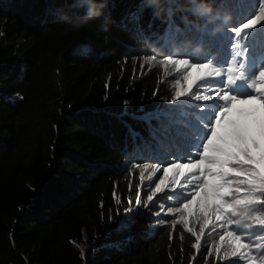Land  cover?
Segmentation results:
<instances>
[{"label":"trees","instance_id":"obj_1","mask_svg":"<svg viewBox=\"0 0 264 264\" xmlns=\"http://www.w3.org/2000/svg\"><path fill=\"white\" fill-rule=\"evenodd\" d=\"M96 2L106 3L102 15L73 29L66 20L86 15L83 0H0V264H230L228 255L220 261L208 254L203 239L197 253L181 223L158 225L156 215L136 211L117 228L134 206L125 162L135 173L151 164L143 159L149 126L132 117L175 98L168 78L186 93L196 86L197 73L184 80L183 66L160 55L185 43L165 30L173 22L183 30L182 17L196 21L188 22L195 29L202 17L186 10L189 0H163L159 18L145 0ZM209 2L216 10L219 0ZM105 17L107 32L99 28ZM251 35L264 36V28ZM200 39L205 49L218 44L211 35ZM231 43L242 46L238 38ZM146 56L156 64L144 68ZM179 57L171 59H185ZM83 232L93 244L85 252L77 245Z\"/></svg>","mask_w":264,"mask_h":264},{"label":"snow or ice","instance_id":"obj_2","mask_svg":"<svg viewBox=\"0 0 264 264\" xmlns=\"http://www.w3.org/2000/svg\"><path fill=\"white\" fill-rule=\"evenodd\" d=\"M245 2L219 0L216 10L231 14L235 20L236 11ZM249 2L255 5L252 15L226 29L233 40L242 41V46L229 45L230 49H237L235 53L228 51L225 55L219 45L206 48L200 54L206 55L210 62L173 60L171 57L180 53H167L170 63L178 68L183 66L184 80H189L193 72L198 74L194 81L199 93L197 99L205 103L181 101L179 98L186 92L178 90L177 99L168 105L132 117L143 120L150 129L152 142L144 141L149 154L143 159L151 162L152 172L163 173V178L155 184V192L170 190L171 193L164 199L173 203L159 207L164 213L160 224L170 222L175 229L181 223L195 237L193 247L197 253L206 228L211 227L213 232L220 229L218 239L224 242L227 238L230 252L225 255L230 257V264H264L259 259L264 257V218H261L264 216V36L253 39L251 35L254 30L264 28V0ZM198 19L202 23L195 29L187 21L183 22V30L173 22L166 28V35L177 45L188 41L207 44L200 37L214 35L215 25L210 27L207 17ZM233 55L236 60L228 67ZM221 68L225 69L223 74ZM176 83L179 85L180 80ZM125 126L134 138L139 136L131 126ZM156 165L165 166L160 169ZM148 168L149 164H143V169ZM140 177L143 180V170ZM146 200L151 202L150 211L158 207L159 197L147 195ZM136 203H140L139 196ZM192 216L203 221L199 235L189 227L187 217ZM241 220H251L253 224L230 228L240 225ZM210 221H213L211 225ZM124 225L125 221L121 220L117 228ZM220 251L216 249L218 254Z\"/></svg>","mask_w":264,"mask_h":264},{"label":"rangeland","instance_id":"obj_3","mask_svg":"<svg viewBox=\"0 0 264 264\" xmlns=\"http://www.w3.org/2000/svg\"><path fill=\"white\" fill-rule=\"evenodd\" d=\"M239 10H242L243 12L239 11ZM214 11L219 16L230 17V19L222 20L223 23H219V21H221L220 19H214L212 22L208 21V24H209L210 27L212 25H215V28H214V33L215 34L211 35V36H214V41H216L219 44V47L222 50H224V54L227 55V52L230 51L229 39L232 36L229 34V32L226 29H228V27L230 25H232V24H237L238 23V21H236L237 19L244 20L247 17H249L250 14L255 11V5H254V3L249 2V0H246V2L243 5V7H241L240 9H238L236 11L235 20H232L233 16L231 14L225 15L224 11H222V10L221 11H217V12H216V10H214ZM237 16H240V18H237ZM191 45H193L192 41L185 42L182 45V48H180V50L178 52V53H180V55H179L180 57L179 58H185V59H191V58L195 59V58H197V60H198V58H202L203 62H210L207 59L206 55H201L200 54L201 52L205 51V48L201 47L198 43L193 45V47L195 49L192 48ZM79 47L85 48L86 45H80ZM137 50L139 52H144L143 49H141V48L137 49ZM127 51H131V49H128ZM168 51H169V49H166V51L160 52V55L162 56L165 53H169ZM202 60H198L197 62H199V61L202 62ZM235 60L236 59H233V57H232L227 66L231 67ZM156 62L154 61V59H151L149 56H146L143 59V66H144V68L145 67H152L153 65L156 64ZM158 65H159V63H158ZM213 66L215 67L216 65L213 64ZM163 67H164V63H162L160 65V68H163ZM163 70L160 71V73L162 75L166 73ZM253 70H255V67L253 68ZM221 72L223 74L225 72V69L221 68ZM168 77H170V76H168ZM221 78H224V77L222 76ZM166 83L168 85L167 88L169 90H175V92L178 91V90H180V91L184 90L182 88L181 84L172 87V83H171V79L170 78L167 79ZM208 91H211V88H209ZM174 95H175V93H174ZM197 95H199V93H196V86H195L193 88V90L188 91L186 93V95L184 97L179 98V100H181V101H192L193 103H205L203 101H199L197 99ZM176 99L177 98L175 96V98H173V100H176ZM169 103H164V102L162 103L161 102L159 107H164V106L168 105ZM208 103H210V101ZM190 106L191 105H189V107ZM214 110L215 109L213 108V111ZM124 166H125V169H128L129 171H131V174H130L131 175V180L129 181V188L131 189L130 195H129L130 196L129 197V201H132V199H133L134 206L132 208H128L125 211V214L121 217L122 220H124L125 222L129 221L131 219L132 213L136 212L137 209H139L138 212H140V213L147 214V215H152V216L156 215L154 217H156L157 219H161L162 218L161 216H163L164 213L159 211V207L166 205L165 203H163L165 201L164 197L167 194H171L170 190H165V191H162L160 193H156L155 192V184L159 182L160 178H163L162 171L152 172L151 171L152 164H149V168L148 169H143V165H141L140 168L136 169V173L129 166V164L127 162H125ZM164 166L165 165H156V167H158L160 169H162V167H164ZM141 170L144 171L143 180L140 177ZM134 175H136V177ZM179 179H182V177L179 178ZM133 191H136V194ZM132 194H134L133 198H132ZM147 195H153L154 199L156 197H159V200L157 201L158 207L155 210H152V211L149 210L152 207V205H151V202H147V200H146V196ZM138 196H139V199H140V203L139 204L136 203ZM146 203L148 204V207H145ZM157 213H159V214H157ZM253 214H255V213H253ZM261 218H264V216H262ZM193 219H194L193 227L196 229L197 235H199L200 234L199 233V228H200L201 224L203 223V221L202 220H198L195 216H193ZM232 219H240V218L239 217H233ZM212 223H213V221L209 222L210 225ZM252 224H253V222L251 220H241L240 225H233V226H230V228H242L245 225H252ZM155 225H157V224H155ZM158 225H161L160 222H158ZM256 227H259V226H256ZM247 230L248 231H253L254 229L253 228H248ZM216 231H220V229H217ZM83 238H84L83 242H81V243H79L77 245L83 252H85L88 248H91L93 246V244L87 241L86 232H83ZM202 239H203L204 243H208L209 244L208 247H209V250L211 249V252L209 251L208 254H210V255L213 254L215 259H218V260L221 259L220 261H222L227 256V255H225V253L226 252H230V250L227 249L226 244L224 242H221V241L218 242L217 241V239L215 237V234L212 231L211 227L206 228L205 234L202 236ZM217 248H220V250H221L219 254L216 252ZM259 259L260 260H264V257H259Z\"/></svg>","mask_w":264,"mask_h":264},{"label":"clouds","instance_id":"obj_4","mask_svg":"<svg viewBox=\"0 0 264 264\" xmlns=\"http://www.w3.org/2000/svg\"><path fill=\"white\" fill-rule=\"evenodd\" d=\"M83 3L87 4V12L84 17H80L77 19H67L66 23L71 25L73 29H79L91 21L102 15V9L106 7V3H97L96 0H83ZM192 0H189V5L186 7L187 11L192 12L194 16L199 17H207L209 22H212L217 13L214 12V7L209 0H200V3L196 4L193 8L191 7ZM145 4L147 7L153 8V14L159 18L161 14L165 11L163 8V0H145ZM173 14V9H167V15L170 17ZM183 20L187 21V17H182ZM230 19V17L225 18ZM190 23L195 24L196 21H188ZM109 18L105 17L99 24L100 31L107 32L109 31Z\"/></svg>","mask_w":264,"mask_h":264}]
</instances>
